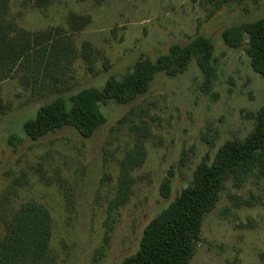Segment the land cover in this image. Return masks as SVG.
<instances>
[{
	"label": "rangeland",
	"instance_id": "rangeland-1",
	"mask_svg": "<svg viewBox=\"0 0 264 264\" xmlns=\"http://www.w3.org/2000/svg\"><path fill=\"white\" fill-rule=\"evenodd\" d=\"M22 1H13L10 16L32 32L68 29L71 13L90 16V24L71 38L78 53L86 41L97 53L92 67L79 56L61 80L33 86L16 78L0 84V197L9 195L18 207L37 202L51 211L56 264H121L137 252L149 222L193 181L197 167L213 160L227 141L251 132L250 114L264 104V79L242 48L225 45L222 33L263 18L264 0H55L47 9ZM199 35L215 45L217 76L210 89L193 62L181 76L159 74L149 92L131 104L102 105L108 122L91 138L71 128L38 140L25 134L24 123L43 104L102 88L138 61L155 60ZM133 108L138 109L133 119L119 124ZM141 121L152 132L146 160L131 173L126 204L112 209L121 187L120 161L133 144L129 126ZM12 136L21 142L16 145ZM167 178L169 198L161 194ZM262 199L264 179L257 175L240 188L229 181L204 221L190 264H264ZM3 234L0 229V239ZM103 246L105 255L95 262Z\"/></svg>",
	"mask_w": 264,
	"mask_h": 264
},
{
	"label": "trees",
	"instance_id": "trees-1",
	"mask_svg": "<svg viewBox=\"0 0 264 264\" xmlns=\"http://www.w3.org/2000/svg\"><path fill=\"white\" fill-rule=\"evenodd\" d=\"M14 0H0V84L20 78L27 85H43L50 79L61 80L70 72L78 57L93 66L96 50L88 41L80 53L71 33L82 31L91 17L71 13L69 28L56 27L42 31H29L10 16ZM99 1V0H97ZM55 0H23L22 6L47 9ZM229 48H242L250 58L253 70L264 79V17L233 25L222 33ZM196 62L210 89L217 76L215 45L205 36H197L187 45H172L166 54L155 60L138 61L121 79L110 77L102 88L89 87L69 99L57 97L39 107L34 118L23 125L25 134L38 140L66 128L76 130L83 138H91L107 124L102 105L133 103L149 92L159 74L175 78L185 74ZM138 109H131L119 121L133 119ZM254 126L244 139L227 141L216 151L211 161L201 163L193 181L145 227L140 247L121 264H190L196 255L206 217L218 206L227 183L242 187L249 177L264 179V104L250 114ZM129 131L133 144L120 161V192L111 203L115 209L126 204L129 197L131 173L146 160V141L151 136L150 126L141 121L132 123ZM12 139L16 137L12 136ZM21 142L16 138L15 144ZM172 181L167 178L161 185V194L169 198ZM264 206V199L260 200ZM252 205V203H248ZM0 264H56L57 257L51 247L53 216L51 211L37 202L14 205L9 195L0 197ZM108 227L105 240L108 244ZM97 250L95 262L106 252Z\"/></svg>",
	"mask_w": 264,
	"mask_h": 264
}]
</instances>
